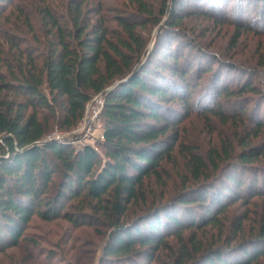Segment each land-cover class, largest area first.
I'll use <instances>...</instances> for the list:
<instances>
[{
    "label": "trees",
    "instance_id": "1",
    "mask_svg": "<svg viewBox=\"0 0 264 264\" xmlns=\"http://www.w3.org/2000/svg\"><path fill=\"white\" fill-rule=\"evenodd\" d=\"M11 1L0 0V27H10L0 30V64L7 56L12 63L0 71V253L23 238L32 217H64L107 226L103 257L115 264H149L159 248L170 253L165 264H264V83L217 75L236 66L179 33L189 17L232 25L233 43L245 32L264 33V0L254 2L252 17L239 0H185L188 8L159 0L157 13L152 0H123V9L102 0H41L37 30L18 5L11 10L23 21L9 20ZM147 24L158 26L150 49ZM177 37L184 45L174 44ZM204 73L213 76L201 86ZM97 94L103 134L94 146L73 145L76 134L51 135L75 128ZM192 112L233 130L217 132L204 150L179 134ZM167 165L179 179L175 192L152 199L146 184L166 187ZM253 199L259 210L250 228L244 213L227 225L219 220L237 201ZM138 204L142 211L129 219ZM206 226L217 233L199 236Z\"/></svg>",
    "mask_w": 264,
    "mask_h": 264
},
{
    "label": "rangeland",
    "instance_id": "2",
    "mask_svg": "<svg viewBox=\"0 0 264 264\" xmlns=\"http://www.w3.org/2000/svg\"><path fill=\"white\" fill-rule=\"evenodd\" d=\"M152 1L155 6L154 11L157 13L160 2L159 0ZM177 1L184 2V8H188L189 6L192 7V5H187L185 3L187 1L185 0H176V2ZM255 1L256 0H239L238 2L247 9L246 12H249L250 17H252L254 12L253 8L256 4L254 3ZM261 1L262 0H260V2ZM102 2L105 3L108 8H127L123 0H102ZM206 2L208 3V1ZM43 3L45 4L46 1L12 0L9 4L5 3V6L6 12L11 10L13 5L21 7L24 14L29 16L34 29L37 30L39 26L36 19V17H38L37 6L43 5ZM105 11L108 13L113 12L111 10ZM228 12H230V10ZM88 16L95 17L91 14ZM166 17V15L162 16L163 19ZM9 20L13 23L18 22L19 24L23 21V14H18L17 10L13 9L9 13ZM183 21L182 30L179 31L181 37L186 35L187 39L196 40L201 45L202 49L205 48L213 54H218L219 58L225 61V64H234L236 66L231 70L224 68L221 71H218L217 73L219 74L217 75H221L222 77L227 76V78L230 79V82L239 81L251 76L255 82H259L260 84L264 83V33H255L253 31L245 32L242 33L236 43H233L231 42V35L234 31L232 25L225 23H212L201 17H189ZM253 26L259 31L261 30L260 26L262 25H254L253 23ZM157 27V25L147 24L146 29L143 32L144 36L148 38L147 47L149 49L153 47V42L156 39L154 32ZM7 28H10L8 24H6V27H0V30L5 31ZM23 37H25L27 41L29 40L28 46L30 47L28 48L32 50L33 54H38V52H36V47L31 42V33H26ZM160 39L164 40V38L159 37V40ZM173 42L174 44H178L177 46L180 45L179 43L184 45L179 37ZM0 43H3V38H0ZM161 48L164 47L162 46ZM161 48L159 49L161 50ZM183 51L192 56H199V53L196 54L194 51L195 54H193V51L189 50V48L183 47ZM10 60L11 58L7 56V59L5 60V62H8L6 66L7 68L12 67ZM203 60L212 61L211 58L207 59V57H204ZM6 67H3L0 64V71H6ZM253 69L255 71H253ZM215 70H217V68ZM212 76L213 73H204L199 80L201 86H206L209 83V80L212 79ZM230 84L234 85V83ZM262 90L264 91V88H262ZM197 94L195 95L196 97ZM195 96L191 99L192 102L195 101ZM100 99L101 98L99 97H94L93 100L87 103L84 116L75 128L69 131H60L57 128H54L51 135L58 137L65 136L71 140L72 135L76 134L79 139L73 140V145L79 147L83 143H89L94 146L95 142L101 139L103 134L102 123L99 116L101 109ZM257 99L258 98L253 97L250 105H255ZM227 104L230 105L229 103H224L225 106ZM261 115H263V111ZM183 122L184 123L179 132L180 136L185 138V141L195 144L204 150L207 149V146L216 142L217 132L229 134L234 126V124H230V122L222 125L217 118L213 116L207 117L206 115L198 114L197 112L189 114ZM262 139H264V134L263 137L260 138V141ZM167 168V170H169L167 175H170V178L166 181V187L162 188L158 186L154 179L148 181L146 184V191L152 199L155 198L163 201L168 194L175 192V188L173 187L179 182V179H177L175 175L176 169L170 165H167ZM253 200L257 201L249 204H243L240 201H237L234 205L228 208L226 213L220 215L219 220L227 225L233 216L244 213L248 217V219L245 220V224H247V229L250 228V226H252L251 218L255 215V212L259 210L258 199ZM142 208L143 207L139 206V204L131 207L128 211V218H134L142 211ZM86 212L88 213L89 211H85V213ZM156 218L157 216H153L147 219V222L153 223ZM205 228V234H203L204 232H200L199 236H211L212 233H217L216 228L214 227L206 226ZM109 230L110 229H108L107 226L99 223L79 222L75 225L64 217L43 220L34 216L26 225L23 231V238L16 245L8 246L0 253V264H115L114 261L109 262L103 257V247L107 242ZM187 233L188 232H185L183 234L186 236ZM166 240L168 244L173 247L176 246V239L174 237H167ZM165 263H171L170 253L167 249L159 248L155 251L154 260H151L149 264Z\"/></svg>",
    "mask_w": 264,
    "mask_h": 264
},
{
    "label": "built area",
    "instance_id": "3",
    "mask_svg": "<svg viewBox=\"0 0 264 264\" xmlns=\"http://www.w3.org/2000/svg\"><path fill=\"white\" fill-rule=\"evenodd\" d=\"M95 97H96V98H97V97L101 98V96H100L99 94H97ZM100 100H101V103H102V99H100Z\"/></svg>",
    "mask_w": 264,
    "mask_h": 264
}]
</instances>
